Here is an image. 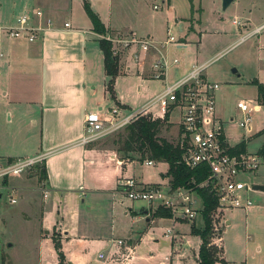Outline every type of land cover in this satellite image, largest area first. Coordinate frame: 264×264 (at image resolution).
I'll use <instances>...</instances> for the list:
<instances>
[{"label": "rangeland", "instance_id": "374dc122", "mask_svg": "<svg viewBox=\"0 0 264 264\" xmlns=\"http://www.w3.org/2000/svg\"><path fill=\"white\" fill-rule=\"evenodd\" d=\"M87 2L103 25L107 26L106 20L111 18L114 27L143 30L148 35L143 37L149 38L161 47L160 52H163L168 62L177 60L179 64L172 65L168 70L170 84L185 77V73L191 72L195 65L212 62L204 71V76L209 82L220 85L217 92V113L223 124L224 134L231 140L232 145L243 140H251L248 149L254 154L262 148L264 135L258 136V134L264 132V103L260 99L264 88V0H235L227 11H223V0H193V2L172 0L171 6L168 3L163 4V0H113L112 10H109L111 0H87ZM98 2L102 5L98 6ZM154 5L159 6L160 9L155 11ZM192 7L198 13L194 15V19L186 22L184 32H179L176 15L183 20L191 19ZM84 9L83 12L89 16L85 3ZM200 17L201 25L198 22ZM191 28L195 31H188ZM144 33L139 32L141 35ZM170 35L178 40L186 38L187 46L179 48L177 44H167ZM100 50L98 43L88 51L89 60L92 57L89 61L92 72L91 83L95 87V91L91 88L89 90V113L99 111V107L108 112L118 107L117 101L112 99L106 87L108 82L106 84ZM154 55L155 59L159 58L158 52L150 53L145 61L146 67L150 68L149 64ZM136 70V65L132 63V70L126 74L120 73L114 87L117 100L133 110L154 97L163 86L162 80L156 77L154 80H147ZM151 74L152 70L145 71L146 76ZM19 80L20 78H16L14 81L17 89H20ZM30 96L32 97L33 93ZM240 102L247 103L252 109L255 105L261 106L260 110L251 115L250 133L240 125L245 120V115L238 108ZM158 114L155 113L156 116ZM170 120L174 126H165L161 136L175 143L178 124L181 121L180 110L176 109ZM37 130L38 127L33 125L31 118L23 116L22 112L18 117L14 115L13 120L10 121L6 110H2L0 148H6L5 153L8 154L5 155L17 156L15 161L31 159L34 157L33 154L26 157L22 153L29 151L37 142V136L32 137ZM126 137L125 128L89 144L90 148L106 152L94 156L97 164L88 167L90 169L87 175L93 177L94 186L88 187L93 192H89V195L83 199H79L75 193H67L62 197L56 196L52 205L48 203L45 205L41 193L44 182H39V185L38 178L33 179L36 173L34 167L24 174L11 175L8 178L9 186L17 187L20 192L24 191L18 186L28 184L24 181V177L34 180L33 185L36 189L32 204L29 197L22 200L21 194H18V203L11 205L7 193L2 192L0 264H57L54 241L43 237L41 230L53 231L52 223L58 211L61 212L60 220L70 223L66 212L72 211V208L78 213L76 225L80 231L86 230L88 225L97 224L95 232L97 231V235L102 237L101 244L85 247V264H199L201 239L192 234V226L197 220L195 225L201 227L200 230L205 228L201 212L193 222H178L174 225L171 219L159 221L156 219L146 224L130 213L128 206L133 204L132 201L124 195L113 193L118 188L119 177L134 176L130 166L125 173L123 168L119 170L117 161L112 160L111 152H115L119 160L125 156L124 152H118V148L121 146L120 141H125ZM130 156L135 158L134 161L141 159L140 153ZM8 162V160L4 161L3 164ZM126 162L133 161L126 160ZM108 176H112L113 183L106 182ZM247 180L253 185L264 183V164L255 175L248 176ZM249 197L253 202L249 211L240 209L226 211L218 218L216 226L214 223L212 244L220 250L219 257H225L230 264H264V192H249ZM66 198L72 199L73 204L63 202ZM197 199L198 208L202 210L203 202L200 197ZM43 213L46 219L41 221ZM215 219L216 215L213 216L214 221ZM169 230L174 232V236L166 238ZM133 231L139 232L137 241L139 236H142V239L136 249H133L131 260L126 262L124 255L127 254L128 247H120L118 241L123 240L127 243L129 239H133ZM122 251L125 252L118 255L119 262L115 261L116 254ZM100 255H103L105 260H100Z\"/></svg>", "mask_w": 264, "mask_h": 264}, {"label": "crops", "instance_id": "0c3cea01", "mask_svg": "<svg viewBox=\"0 0 264 264\" xmlns=\"http://www.w3.org/2000/svg\"><path fill=\"white\" fill-rule=\"evenodd\" d=\"M85 2L87 0H0V45L4 51V57L0 62V114L2 110H6L9 120L12 121L14 115L18 117L22 112L23 116L31 118L33 125L38 127L37 132L32 135V137L37 136V142L30 147L29 151L22 154H25L26 157L33 154L34 157L32 158L45 156L44 161L38 163L33 168L34 172H36L33 179L36 180L38 178V184L40 185L39 182H44V185L50 190L48 198L45 199L42 195L45 205L47 203L52 205L55 197H62L63 194L75 193L79 199H83L89 195V192L92 193L93 191L88 189V187L94 186L92 185L94 184V180L93 177H88L87 175L90 169L88 167L97 164L94 156L106 152L90 148L89 145L81 143L85 134V117L89 114V90L91 88L92 91H95V87L91 83L92 72L89 63L92 57L89 60L88 51L91 47H96V44L99 43L100 45V41L103 39L127 38L131 36L145 38L143 36H148L143 30L134 31L130 28L114 27L111 18L106 20L107 26L104 25L107 31L106 36L97 34L94 31L90 17L83 12L85 10ZM171 2L172 0H163V4L168 3L169 6H171ZM113 4L114 2L111 0L109 10H112ZM97 5L101 6L102 3L98 2ZM37 12H41L42 16H37ZM193 12L191 10V19L183 20L176 15L175 20L176 24L179 25V32L183 33L184 25L187 24L186 22H190L194 19V15L198 13L195 8ZM202 12L203 10L201 11V16ZM22 14L28 16L30 26L46 29L42 37L36 42L30 43L24 39H13L7 34L8 29L17 26L18 18ZM171 16L173 18V15ZM49 21L52 22V26L48 28L47 22ZM103 22L105 24V21ZM198 22L201 25L202 18ZM193 29H188V31H195ZM139 32L144 34L141 35ZM178 41L181 43V45H178L179 48L187 46L186 38H181ZM137 51L138 49L135 47L131 50L119 49L118 58L121 74L130 72L132 70V63H134L139 75H142L147 80H154L152 68L156 61L155 55L153 56L154 61H152L153 59L151 60L149 64L150 68H148L145 61L149 55L146 56L142 52L140 58L137 60L134 56ZM101 55L104 65L102 51ZM95 67H97L96 62ZM146 70H152L151 76L145 75ZM189 73H185V75ZM105 77L107 84L108 78L106 73ZM16 78H20L18 82L20 89H17L18 87L14 85ZM162 82L163 86L159 93L164 89L166 83H170L168 73ZM30 85H34V87H30ZM32 93L33 96L31 97L30 94ZM116 101L118 107L131 109L126 105H122L117 100V96ZM257 106L261 108L260 105ZM175 110L170 113V117ZM99 111H103V108L99 107ZM153 112L160 114L158 107L154 108ZM170 117L169 124L174 126ZM261 135H264V132L258 134V136ZM224 136L230 149L246 141L243 140L232 145L230 143L231 140L225 134ZM246 142V154H254L248 149L251 140H247ZM263 146L264 143L262 148ZM261 149L255 154H259ZM5 152H7L6 148H0V164L9 159L16 160L18 158L17 156L5 155L8 154ZM111 155L112 160L117 161L119 170L123 168V172L126 173L127 167L130 166L132 168L131 171H133L131 173L134 175L130 178L119 177L117 179L118 188L113 192L114 194L121 195V186L127 179H135L142 186H170V179L166 177L169 170L167 163L153 161V165L149 166L147 162L150 160L144 162L137 160L124 162L119 160L115 152H111ZM40 167H44L47 173V179H43L42 181L39 180L40 175L38 174ZM122 176H124V173ZM34 180H28L24 177V181H27L28 184L18 186L23 188L24 192H27V194L22 195L24 192H20L19 190L18 194H21L22 200L29 197L31 199L30 204H32L33 193L36 189L33 185ZM106 182L113 183L112 176H108ZM261 185H264V183ZM1 197L2 195L0 194ZM63 202H72L73 204V200L70 198L64 199ZM132 203L128 206L129 211L132 216L138 217L140 222L148 224L156 219V221L162 220L161 218L154 217L155 212L151 210L148 204L143 202ZM60 214L61 212L58 211L57 216L53 220V231L49 232V230L45 229L41 230V233L43 237L51 241H53V236L56 234L61 242L62 251L68 264H85V247L102 243V237L97 235V231V233L95 232V227L98 226L97 224L88 225L86 230L80 231L78 225H76L77 211H74L72 208V211L66 212L70 223H66L63 219L60 220ZM44 219L46 217L43 213L41 221ZM186 221H173V224L176 225L178 222L184 223ZM196 222L197 220L194 223L196 224ZM44 225L43 223L42 226L44 227ZM197 228L202 229L198 226ZM142 229L140 228V230ZM138 234V231H133V239H129L126 243L127 245H131L133 249H136V246L142 239V236H139V240L137 241ZM172 236H174V232L169 230L166 238ZM124 252L117 253L115 261L119 262L117 259L118 255L120 256ZM56 255L57 264H59L57 252ZM101 256L103 255H100L99 259L105 260V257L101 258ZM223 258L225 259V257Z\"/></svg>", "mask_w": 264, "mask_h": 264}, {"label": "built area", "instance_id": "2783aa9c", "mask_svg": "<svg viewBox=\"0 0 264 264\" xmlns=\"http://www.w3.org/2000/svg\"><path fill=\"white\" fill-rule=\"evenodd\" d=\"M158 10L157 5L154 6ZM37 16H42L37 12ZM52 22H47L51 27ZM46 31L43 27L29 25V18L21 15L17 26L7 30V34L13 39H24L30 43L36 42ZM107 40V39H106ZM107 41L113 44L114 55L118 56L119 49L131 50L137 48L134 54L138 60L140 54L159 53L153 65V76L159 80L167 77L168 70L172 65H178L174 60L168 62L163 55L162 48L152 42L149 38H138L135 36L127 38H109ZM181 43L170 35L167 44ZM117 47V48H115ZM4 57V51L0 45V62ZM212 62L201 66H195L185 77L170 84L166 83L164 89L143 106L133 110L116 107L109 112L97 111L89 113L85 117V134L81 140L84 145H89L100 139L109 137L114 133L127 128L140 118H153L165 120L166 116L174 110L181 112V121L178 125L177 144L182 151V164L190 169L207 166L210 171L209 178L200 185L211 189L218 199V207L214 215L217 225L218 218L226 211L240 209L249 211L253 202L249 192H253V184L247 180L248 176L255 175L264 164V156L260 154L234 155L230 153V147L224 136L223 124L217 114V92L220 85L209 82L204 77V71ZM166 82V80L164 79ZM158 107L160 114L155 115L153 109ZM239 110L245 115V120L240 125L250 133L252 130L251 115L259 110L255 105L252 109L247 103L240 102ZM45 156L31 158L26 161H14L0 164V194L7 193L8 202L16 205L19 189L9 186L8 178L11 175H21L38 163L44 161ZM147 165H153L148 161ZM41 193L46 199L50 190L44 185ZM121 195L132 202H143L150 206L153 212L159 209L168 210L172 214L174 222L187 220L193 222L201 210L198 208V199L195 191L185 188L172 189L171 186H142L135 179H127L121 186ZM213 215V216H214ZM120 247H128L125 261L132 258L133 247L125 241L119 240ZM104 256H101L103 258Z\"/></svg>", "mask_w": 264, "mask_h": 264}, {"label": "trees", "instance_id": "16d2710c", "mask_svg": "<svg viewBox=\"0 0 264 264\" xmlns=\"http://www.w3.org/2000/svg\"><path fill=\"white\" fill-rule=\"evenodd\" d=\"M193 2V0H190ZM85 8L93 23L94 31L102 36H106V29L101 23L98 16L91 11L89 3L85 2ZM194 8L192 7V13ZM100 49L104 55L105 73L108 78L107 90L116 100V93L114 91L115 81L120 75V61L118 56L114 55L113 44L106 39L100 41ZM260 99L264 103V88L260 94ZM168 114L165 120L153 118H140L133 124L126 128V140H121L118 152H124L125 156L121 158L122 161H134L135 158L130 156L134 153H140L141 159L137 160L144 162L146 160L163 162L169 165V170L166 177L170 179V186L172 189L185 188L195 191L196 195L201 198L203 202V210L201 215L204 220L205 228L200 230L195 224L192 226V234L200 237L201 246L199 250V264H229L224 258L219 257L220 250L213 246L211 238L214 232L213 215L218 207V199L214 192L209 188L200 187L210 176V171L207 166H201L196 169H190L182 164V151L177 144L170 142L161 136L162 129L169 124ZM247 152V142L243 141L235 148L230 150L231 154L242 155ZM264 156V146L259 152ZM10 163L14 159L8 160ZM40 179H47V173L44 167L39 168ZM154 217L161 219H172V214L168 210L159 209L154 213ZM55 249L58 254L59 264H68L65 254L62 251L60 240L56 234L53 236ZM224 252V251H223Z\"/></svg>", "mask_w": 264, "mask_h": 264}, {"label": "water", "instance_id": "95a60500", "mask_svg": "<svg viewBox=\"0 0 264 264\" xmlns=\"http://www.w3.org/2000/svg\"><path fill=\"white\" fill-rule=\"evenodd\" d=\"M235 0H223V11H227L228 8L231 6V4L234 2ZM253 190L254 191H259V192H264V185H254L253 186Z\"/></svg>", "mask_w": 264, "mask_h": 264}]
</instances>
